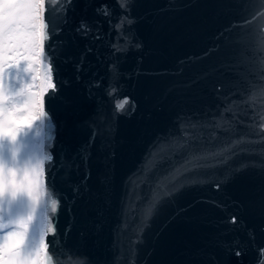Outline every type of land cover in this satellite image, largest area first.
<instances>
[{
    "label": "water",
    "instance_id": "1",
    "mask_svg": "<svg viewBox=\"0 0 264 264\" xmlns=\"http://www.w3.org/2000/svg\"><path fill=\"white\" fill-rule=\"evenodd\" d=\"M45 8L34 218L57 264H264V0Z\"/></svg>",
    "mask_w": 264,
    "mask_h": 264
},
{
    "label": "snow or ice",
    "instance_id": "2",
    "mask_svg": "<svg viewBox=\"0 0 264 264\" xmlns=\"http://www.w3.org/2000/svg\"><path fill=\"white\" fill-rule=\"evenodd\" d=\"M45 10V0H0V99L7 98L4 86L6 69L18 66L22 61L27 62V70L31 73H35L37 68L43 69L45 43L49 39L44 17ZM51 72L52 67L49 64V75L46 77L47 85L49 89L54 91L56 85L50 75ZM32 79L36 80L37 76L33 74ZM32 88L33 85H28L26 90L27 101L24 105V116L26 118L17 117L9 122L7 132L13 137L22 129L31 127L34 121L45 114L44 91L41 90L37 93L33 92ZM37 96L40 97L39 100L35 99ZM120 107L122 108L123 104ZM37 108L39 111H37ZM177 174H179V170ZM42 175L43 168L37 165L33 167L31 172L27 174L26 179L20 182L17 187L25 188L33 199L38 202L40 195L33 191V185L40 184ZM53 206H55V202H53ZM233 222H235L234 218ZM55 234L54 223L50 228L45 225L40 233L38 243L32 246L33 249L42 246L49 251L47 236H54ZM8 255L10 257L14 256V249H10Z\"/></svg>",
    "mask_w": 264,
    "mask_h": 264
},
{
    "label": "clouds",
    "instance_id": "3",
    "mask_svg": "<svg viewBox=\"0 0 264 264\" xmlns=\"http://www.w3.org/2000/svg\"><path fill=\"white\" fill-rule=\"evenodd\" d=\"M127 2V0H125ZM26 87L22 86L16 91L5 89L6 99H0V140L15 141L18 133L13 137L8 134L7 128L9 122L19 117L25 119L24 105L27 101ZM53 157L50 156L49 160ZM44 166V161L32 162L25 160L23 162L17 159V153L14 150L11 158L0 156V216H2L5 206L11 208L13 202L20 196H27L31 203V210L24 214L23 212L12 215L5 222L0 218V229H9L6 232H0V264H57L53 254L46 248L40 246L33 249L29 245V233L34 219V212L37 203L25 188L17 185L26 179L28 173L33 167ZM44 196L49 197L50 213H58L59 200L55 193L47 186L44 187ZM55 202V206H53ZM11 226V227H10ZM10 249H14L15 255L9 256ZM86 260V258H84Z\"/></svg>",
    "mask_w": 264,
    "mask_h": 264
},
{
    "label": "rangeland",
    "instance_id": "4",
    "mask_svg": "<svg viewBox=\"0 0 264 264\" xmlns=\"http://www.w3.org/2000/svg\"><path fill=\"white\" fill-rule=\"evenodd\" d=\"M36 75L37 79L33 80L32 75ZM17 78L19 88L25 86L26 89L28 85H33L32 91H39V68L35 73H31L27 70V62L22 61L18 66H14L5 70L4 79ZM39 100V97H35ZM37 111L39 109L37 108ZM39 135H40V120L33 122L31 127H26L22 129L18 135L17 139L13 142L10 140H0V156L5 158H11L12 152L15 150L17 153V159L21 162L25 160H30L32 162L38 161V151H39ZM34 192L39 193V186L35 185ZM39 232L36 226V220L33 221L29 233V245L34 246L38 243Z\"/></svg>",
    "mask_w": 264,
    "mask_h": 264
},
{
    "label": "flooded vegetation",
    "instance_id": "5",
    "mask_svg": "<svg viewBox=\"0 0 264 264\" xmlns=\"http://www.w3.org/2000/svg\"><path fill=\"white\" fill-rule=\"evenodd\" d=\"M5 89H7V88H5ZM34 190H35V186L33 185V191ZM30 210H31L30 201L28 200L27 196L22 195V196L18 197L15 202H13L11 208H8L7 206H5L3 214H2V216H0V218H2L6 222L10 216L16 215L17 213H20V212L27 214V212ZM35 220L36 219L34 218L33 221H35ZM7 230H9V229H0V232H6Z\"/></svg>",
    "mask_w": 264,
    "mask_h": 264
},
{
    "label": "trees",
    "instance_id": "6",
    "mask_svg": "<svg viewBox=\"0 0 264 264\" xmlns=\"http://www.w3.org/2000/svg\"><path fill=\"white\" fill-rule=\"evenodd\" d=\"M4 86L5 88H8L9 86L10 90L16 91L17 89H19L18 79L7 77L6 79H4Z\"/></svg>",
    "mask_w": 264,
    "mask_h": 264
},
{
    "label": "bare ground",
    "instance_id": "7",
    "mask_svg": "<svg viewBox=\"0 0 264 264\" xmlns=\"http://www.w3.org/2000/svg\"><path fill=\"white\" fill-rule=\"evenodd\" d=\"M39 186V185H38Z\"/></svg>",
    "mask_w": 264,
    "mask_h": 264
}]
</instances>
